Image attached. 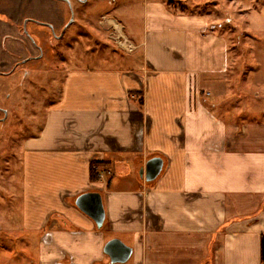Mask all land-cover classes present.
Masks as SVG:
<instances>
[{
    "label": "crops",
    "instance_id": "crops-1",
    "mask_svg": "<svg viewBox=\"0 0 264 264\" xmlns=\"http://www.w3.org/2000/svg\"><path fill=\"white\" fill-rule=\"evenodd\" d=\"M177 1L143 0L140 59L66 69L39 133L23 142L20 219L0 214V256L25 259L1 264H264V93L248 100L264 92V9L251 27L254 73L242 74L222 33L241 26L228 4L237 0ZM67 9L0 0V70L42 61L46 42L26 27L61 34ZM243 75L245 104L231 89ZM153 156L164 165L148 181L140 171ZM86 191L102 195L101 228L75 203ZM114 237L133 247L125 262L104 251Z\"/></svg>",
    "mask_w": 264,
    "mask_h": 264
},
{
    "label": "rangeland",
    "instance_id": "rangeland-1",
    "mask_svg": "<svg viewBox=\"0 0 264 264\" xmlns=\"http://www.w3.org/2000/svg\"><path fill=\"white\" fill-rule=\"evenodd\" d=\"M167 3L175 9H180L182 5L177 0H167ZM228 4L234 18L241 23L234 29L229 23L222 28L231 46L232 62L238 59L231 69L242 74L246 69H251L254 73L251 59L259 54V43L253 39L251 27L261 20L258 16L264 9V0H237L229 1ZM209 7L206 5L202 9L207 10ZM67 8V25L61 34L55 35L52 26L46 23L39 26L44 29L41 35L46 39L43 40L39 33L33 32L31 26L26 27L34 43L42 46L46 42L43 46L46 56L41 58L42 61L31 60L0 70V107L6 109L4 120L0 121V214L13 216L15 221L20 219L19 211L14 207L20 203L16 195L21 188L23 142L27 137L39 133L47 107L59 94L60 80L66 69L126 66L132 63L131 59L141 58V51L136 52L137 46L132 51L127 48L141 34L145 13L143 0H67ZM111 20L118 24L114 25ZM116 36L122 41V46ZM27 71H30L28 75ZM246 79L243 75L240 84L234 79L231 85L233 92L239 91L234 99L238 98L243 104L245 101L241 88L245 87L243 83ZM256 89L261 96L264 93L261 88H253L254 92L248 96L250 102L258 101ZM0 116H3L2 111ZM11 194L16 198L9 199ZM10 201L14 204L11 209L8 208ZM4 242L14 246L10 240L4 239ZM14 251L13 256L7 253H4V257L0 256V262L25 259L23 252Z\"/></svg>",
    "mask_w": 264,
    "mask_h": 264
},
{
    "label": "water",
    "instance_id": "water-1",
    "mask_svg": "<svg viewBox=\"0 0 264 264\" xmlns=\"http://www.w3.org/2000/svg\"><path fill=\"white\" fill-rule=\"evenodd\" d=\"M163 165L164 160L161 156H153L147 160L145 167L140 172L145 175L146 180L152 181L161 173ZM75 203L83 212L95 220L98 228L103 226L106 214L103 198L99 191L83 192L76 197ZM104 251L110 256L112 263L125 262L130 258L133 247L120 238L114 237L106 242Z\"/></svg>",
    "mask_w": 264,
    "mask_h": 264
},
{
    "label": "trees",
    "instance_id": "trees-1",
    "mask_svg": "<svg viewBox=\"0 0 264 264\" xmlns=\"http://www.w3.org/2000/svg\"><path fill=\"white\" fill-rule=\"evenodd\" d=\"M99 176V162L93 161L91 164V179L95 180ZM262 259L264 260V239L262 240Z\"/></svg>",
    "mask_w": 264,
    "mask_h": 264
},
{
    "label": "built area",
    "instance_id": "built-area-1",
    "mask_svg": "<svg viewBox=\"0 0 264 264\" xmlns=\"http://www.w3.org/2000/svg\"><path fill=\"white\" fill-rule=\"evenodd\" d=\"M104 18L106 17V16H103ZM110 22V21H109ZM117 37V36H116ZM117 39H118V42H119V45H123V43H122V41L121 40H119V38L117 37ZM126 48H127V46H126ZM134 48H136V45L135 44H130V47L129 48H127L128 50H130V51H132V50H134Z\"/></svg>",
    "mask_w": 264,
    "mask_h": 264
},
{
    "label": "flooded vegetation",
    "instance_id": "flooded-vegetation-1",
    "mask_svg": "<svg viewBox=\"0 0 264 264\" xmlns=\"http://www.w3.org/2000/svg\"><path fill=\"white\" fill-rule=\"evenodd\" d=\"M0 111H2V113H3V116H0V121H3L5 118L4 115L6 114V109L3 107H0Z\"/></svg>",
    "mask_w": 264,
    "mask_h": 264
},
{
    "label": "bare ground",
    "instance_id": "bare-ground-1",
    "mask_svg": "<svg viewBox=\"0 0 264 264\" xmlns=\"http://www.w3.org/2000/svg\"><path fill=\"white\" fill-rule=\"evenodd\" d=\"M121 27V26H120Z\"/></svg>",
    "mask_w": 264,
    "mask_h": 264
}]
</instances>
